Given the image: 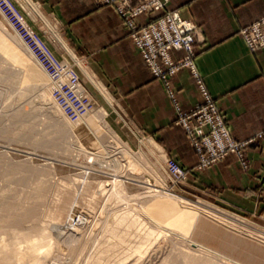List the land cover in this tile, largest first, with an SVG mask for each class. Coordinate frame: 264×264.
<instances>
[{"label": "rangeland", "instance_id": "1", "mask_svg": "<svg viewBox=\"0 0 264 264\" xmlns=\"http://www.w3.org/2000/svg\"><path fill=\"white\" fill-rule=\"evenodd\" d=\"M98 1L110 4L117 13L114 4ZM167 2L163 10L141 14L145 20L139 15L137 22L146 25L164 12L177 10L166 9ZM120 19L141 56L130 28ZM197 36L198 25L192 42L196 68ZM243 40L251 51L264 52V47L251 49ZM178 50L183 53L175 56ZM171 52L175 60L186 54L183 49ZM141 58L163 84L174 108L162 78ZM64 60L76 63L69 54ZM77 67L89 106L58 89L63 82L49 77L0 13V264H264V219L259 213L194 192L189 180L191 173L206 169L228 153L247 169L246 149L254 138H237L231 132L212 95L234 139L251 141L243 146L242 156L228 150L203 164L174 108V122L197 156L192 166L181 164L152 135L139 131L111 108L79 64ZM183 67L191 73L188 65H182L168 75L173 89L171 77ZM194 104L180 106L189 110ZM86 111L101 130L82 124ZM165 157L179 163L184 178L168 173ZM146 182L172 191L182 198L180 204L165 202L154 190L156 186L145 188ZM181 204L201 211L187 210L179 216L176 207ZM233 221L245 228L233 229L228 224Z\"/></svg>", "mask_w": 264, "mask_h": 264}, {"label": "crops", "instance_id": "2", "mask_svg": "<svg viewBox=\"0 0 264 264\" xmlns=\"http://www.w3.org/2000/svg\"><path fill=\"white\" fill-rule=\"evenodd\" d=\"M16 1L29 24L59 56L65 59L71 52L70 57L100 94L105 92L111 108L139 131L152 135L181 164L196 163L184 131L174 122V108L163 84L142 61L128 28L110 4L98 0ZM166 9H177L197 23V68L222 107L231 132L237 138H254L246 149L247 169L228 153L206 169L191 173V190L224 205L259 213L264 219V52L251 51L239 33L243 25L264 14V0H168ZM182 53L178 50L174 55ZM171 82L183 108L201 99L187 67L179 69Z\"/></svg>", "mask_w": 264, "mask_h": 264}, {"label": "built area", "instance_id": "3", "mask_svg": "<svg viewBox=\"0 0 264 264\" xmlns=\"http://www.w3.org/2000/svg\"><path fill=\"white\" fill-rule=\"evenodd\" d=\"M114 4L119 16L130 28L134 44L150 69L162 78L168 95L178 114L180 122L189 135L190 143L200 155L201 163L207 164L211 159L222 156L229 151L243 154V146L250 139L236 141L226 126L219 105L208 90L203 77L194 63L192 42L197 32V25L183 16L178 10L164 12L163 16L146 25L137 22V17L149 10H163L167 0H102ZM0 13L10 27L23 39L42 68L54 81L60 79V91H68L82 104L90 105V98L79 83L77 63L66 62L49 46L43 35L26 20L22 7L14 0H0ZM241 34L251 49L264 47V15L251 24L242 27ZM183 49L185 55L175 60L172 50ZM188 65L202 96L201 101L189 110H183L169 82V76L180 66ZM168 173L176 178L185 177V170L179 163L165 157Z\"/></svg>", "mask_w": 264, "mask_h": 264}, {"label": "bare ground", "instance_id": "4", "mask_svg": "<svg viewBox=\"0 0 264 264\" xmlns=\"http://www.w3.org/2000/svg\"><path fill=\"white\" fill-rule=\"evenodd\" d=\"M61 41V40H60ZM61 44L62 45H64L65 46V48H67V46L61 41ZM66 50V49H65ZM67 50H69L68 48H67ZM71 53V52H70ZM69 53V54H70ZM94 81V80H93ZM102 91V90H101ZM104 94V96H106V94H105V92L104 93H102V95ZM107 98V97H106ZM110 102V101H109ZM75 106L76 105H74V108H75ZM78 108V107H77ZM100 107H98V111L100 110L99 109ZM80 109H82V108H80ZM79 108H78V110L79 111H81ZM97 110V109H96ZM102 111H104V109H102ZM70 113H71V111H70ZM83 113L84 112H82V115H83ZM81 114V113H80ZM85 115H84V119L82 120L83 121V125H85V126H89L90 125V127L92 126V127H95V128H97V130L100 128V126H99V123L97 122V121H95V119L90 115V114H88L87 113V111H86V113H84ZM71 115V114H70ZM73 115V114H72ZM81 115V116H82ZM81 124V125H82ZM80 125V124H79ZM83 127V126H82ZM81 129V128H80ZM79 129V130H80ZM99 130H101V129H99ZM90 132V131H89ZM86 134V133H85ZM93 135V134H92ZM86 136V135H85ZM90 136V135H89ZM88 137V136H87ZM131 157V156H130ZM130 162L131 163H135L134 161H133V159L132 160H130ZM135 165V164H134ZM134 167V166H133ZM159 176V175H158ZM160 179V178H159ZM115 183V182H114ZM148 185H144L145 186V188H150L151 190H152V186L154 187V186H156L157 188L156 189H154V190H156L158 193H160L162 196H163V199H164V201L165 202H167V203H172V202H175V201H178L179 202V200H182V198H180L179 196H177L176 194H174L172 191H170V190H168L167 188H164V187H162V186H159V185H157V184H155V183H152V182H146ZM116 186V185H115ZM151 186V187H150ZM116 188V187H115ZM155 188V187H154ZM115 191V190H114ZM187 202V201H186ZM176 203V202H175ZM178 204V203H177ZM179 204H180V202H179ZM182 205L183 204H181L180 206L178 205L177 207H176V213H177V215H179V216H182V215H186L185 213L187 212V210H192L191 212H193V211H196V210H198V211H201V210H199L198 209V207H194V206H190V205H183V207L184 208H182ZM202 212H204V211H202ZM206 213V212H205ZM220 221H222L221 219L219 220V222ZM224 222V221H223ZM243 223H245V222H243ZM227 224V223H226ZM228 224H229V226L230 227H232L233 229H240V228H245V226L242 224V223H240V221H233L232 223H229L228 222ZM228 224H227V226H228ZM231 224V225H230ZM246 224V223H245ZM241 231H243L242 229H241ZM259 237H261V236H259ZM262 238V237H261ZM231 241V240H230ZM264 242V241H263Z\"/></svg>", "mask_w": 264, "mask_h": 264}]
</instances>
